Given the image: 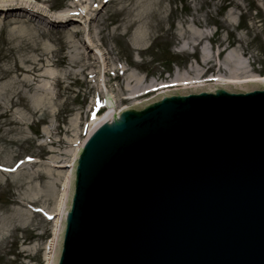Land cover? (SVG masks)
<instances>
[{
  "label": "rangeland",
  "instance_id": "rangeland-1",
  "mask_svg": "<svg viewBox=\"0 0 264 264\" xmlns=\"http://www.w3.org/2000/svg\"><path fill=\"white\" fill-rule=\"evenodd\" d=\"M257 1L0 0L81 30L0 23V264H46L54 221L38 209L55 213L98 96L119 111L218 77L264 75ZM129 76L134 98L124 90Z\"/></svg>",
  "mask_w": 264,
  "mask_h": 264
},
{
  "label": "water",
  "instance_id": "water-1",
  "mask_svg": "<svg viewBox=\"0 0 264 264\" xmlns=\"http://www.w3.org/2000/svg\"><path fill=\"white\" fill-rule=\"evenodd\" d=\"M47 264H264V82L109 107L73 157Z\"/></svg>",
  "mask_w": 264,
  "mask_h": 264
},
{
  "label": "bare ground",
  "instance_id": "bare-ground-1",
  "mask_svg": "<svg viewBox=\"0 0 264 264\" xmlns=\"http://www.w3.org/2000/svg\"><path fill=\"white\" fill-rule=\"evenodd\" d=\"M99 10V9H98ZM17 13V12H20V13H27V14H29L30 16H32L33 17V19H35V20H38V19H41V18H44V19H48V15H45L43 12H41V11H39V10H33V11H29V10H27V9H20V8H14V7H11L10 9H3V10H1V14H2V16L1 17H3L4 15H8L7 13ZM3 13H6V14H3ZM86 13L88 14V11H86ZM9 15H12V14H9ZM83 17H81L80 15H78V16H80L81 18H86V15H85V13H83ZM76 16V15H75ZM15 17V16H14ZM13 17V19H15ZM77 17V16H76ZM13 19H11V20H13ZM50 20L49 21H51V23L53 24V25H55V26H59V25H61V26H65L67 23H66V21H65V19L63 18V19H56V21L55 20H53L52 18H49ZM90 19V21L93 19L92 17H90L89 18ZM68 28L70 29H76V28H78L79 27V25L77 24V22H72V23H69L68 24ZM88 43H89V46H92L93 45V43L91 42V40L90 39H88ZM88 45H87V48H89L90 49V47H89ZM94 46V45H93ZM92 51V50H91ZM132 76H129V81H128V84H127V86L128 87H126L124 90L125 91H129V94H130V97L131 98H134L136 95H137V91H133L134 90V88L137 86L135 83H133L134 81L132 80ZM183 80H186V78H184V79H180V78H178V79H174L173 81H175V82H180V81H183ZM173 81H170V82H173ZM244 81H254L255 83H260V82H264V76H245V78H243V79H241V77H237V76H232V77H230V78H228V79H224V78H221V77H218L217 79H216V81L215 82H212V83H208V84H203V83H199L198 84V82H194V83H191V85H193V84H198V86L199 87H203V86H211V85H219V84H227V83H235V82H244ZM164 84H166V83H164ZM152 87V86H151ZM190 88H194V86H188V87H186L185 89H190ZM171 91H173V90H171ZM174 91H177V90H174ZM167 93H169V92H166V93H164V94H167ZM115 109V108H114ZM115 111L117 112V110L115 109ZM103 115L102 114H100V115H98L97 116V118L95 119V120H93V121H91V127L102 117ZM90 127V128H91ZM80 149V148H79ZM66 181H67V183H66V189L64 190V194L61 196V198H60V200H59V203L57 204V206H56V208H55V216H54V219H53V221H54V229H53V236H54V231H55V227H56V223H57V218H58V214H59V210H60V205H61V201H62V197L63 196H68V193H69V174H67V176H66ZM52 240H53V238L51 239V241H50V243H49V247H48V249H49V251H47L46 252V254H45V261H46V264H47V262H48V257H49V253H50V249H51V244H52Z\"/></svg>",
  "mask_w": 264,
  "mask_h": 264
},
{
  "label": "trees",
  "instance_id": "trees-1",
  "mask_svg": "<svg viewBox=\"0 0 264 264\" xmlns=\"http://www.w3.org/2000/svg\"><path fill=\"white\" fill-rule=\"evenodd\" d=\"M253 6H255L256 8H258L262 11V9L260 7H258L255 3H253ZM253 9L256 10L254 7H253Z\"/></svg>",
  "mask_w": 264,
  "mask_h": 264
}]
</instances>
